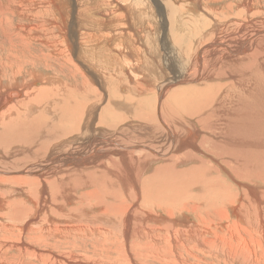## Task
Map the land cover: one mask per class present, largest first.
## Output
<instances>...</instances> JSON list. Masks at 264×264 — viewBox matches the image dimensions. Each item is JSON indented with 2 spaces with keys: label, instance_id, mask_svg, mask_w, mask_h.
Masks as SVG:
<instances>
[{
  "label": "bare ground",
  "instance_id": "1",
  "mask_svg": "<svg viewBox=\"0 0 264 264\" xmlns=\"http://www.w3.org/2000/svg\"><path fill=\"white\" fill-rule=\"evenodd\" d=\"M69 1L44 2L50 5L48 12L55 14L52 21V13L46 19L60 32V43L50 44L55 40L52 33L51 38L45 37L50 42L43 40L35 23L29 24L35 29L22 28L34 41L42 40L41 48H49L51 58L52 54L58 56L53 57L56 61L50 63L49 55H39L40 65L32 64L29 75H22V61L10 66L9 76L3 75L8 77L0 76V264H108L77 251L85 247L84 237L87 244L94 243L86 232L112 233L108 222L115 217L113 205L127 198L140 203L123 206L117 216L122 220L117 233L124 243L141 236L139 231L147 224H154L151 234L159 229L164 218L156 209L163 205L168 209L167 219L180 216L183 222H179L189 226L187 221L192 219L182 209L201 202L200 222L206 220L209 225H202L203 235L215 239L207 238V243L195 227L176 230L184 241L182 253L189 250L193 255L187 262L182 259V264L204 260L208 264H264V0L153 1L161 33H165L162 42L167 39L156 43L162 46L164 63L170 68L167 73L172 74L157 86L149 81L151 77L144 82L145 77L140 78L134 65L139 60H133V53L139 51L121 46L117 40L113 45L101 32L97 40L103 43L97 41L94 55L105 52L112 58L109 75L118 71L121 75L117 77L120 93L112 94L104 91L110 85L108 75L94 70L90 62L74 59L75 55L81 58L86 48L75 44L76 30L68 31ZM109 1L111 6L103 7L106 14L99 16L100 27L87 11L94 2L85 1L87 9L80 2L77 15L90 14L92 25L108 34H114L117 27L131 44L127 37L134 39L141 29L138 32V22L131 15L130 0H120L122 4ZM17 5L20 11L23 6ZM147 8L151 10V6ZM37 16L41 14L37 12ZM84 17L79 18L85 23ZM122 54L125 62L115 69ZM63 78L73 83L66 84ZM126 79L136 83L127 88ZM153 87L156 91L150 94ZM80 94L86 97L84 101L78 99ZM149 170L152 174L145 175ZM81 189L93 194V226L83 220L78 208L68 210L72 223L60 212L62 205H73L72 198ZM223 216L249 225L259 240L235 221L225 228L219 226ZM225 229L232 240L240 239L241 234L250 236L248 241L261 249L259 254L250 256L243 251L247 256L239 255L240 248L233 250L216 237ZM151 234L143 237L153 243L149 253L158 244ZM202 243L210 245L203 258L194 255L203 250ZM134 249L144 252L139 243ZM169 257L172 259V253ZM164 258L168 257L159 261L165 262Z\"/></svg>",
  "mask_w": 264,
  "mask_h": 264
},
{
  "label": "rangeland",
  "instance_id": "2",
  "mask_svg": "<svg viewBox=\"0 0 264 264\" xmlns=\"http://www.w3.org/2000/svg\"><path fill=\"white\" fill-rule=\"evenodd\" d=\"M39 1L40 0H36V1L35 0H0V76H3L4 74L8 75V73H10V71H11L10 66L14 65V67H16V66H18L17 63H20L22 61H23V63H25V66L23 67L24 73H22V75L23 74L29 75L28 73L30 72L31 69H33L32 64H39V63H37V61L40 59V57L42 55H45V56L49 55V57L51 58V56H50L51 53L49 51V48L44 47V49L46 48L45 50L43 48H41V46L43 47V45L41 43L42 40L34 41L28 34H26L23 31V29H22L23 27L27 26V27L33 29L34 27H32V25L35 26V24H36L37 27L40 26L39 29H37V30L41 31V32L40 31L38 32L39 33L38 35H40V33H41V35H42L41 38L43 40H45V37L51 38L53 36L52 38L55 40H53L54 42H52L50 44L55 43V41L59 42V43L61 42V34H58L60 32H58V30L56 28H53L52 26H50V23L48 22L49 18H47V17H50V15L52 13V16L50 17V21H52L53 19H55V18H52L53 16L55 17V14H53L52 10H50V13L48 12L47 8H49L50 5L44 4V2H46V0H44V1L41 0L40 1L41 4ZM64 1L65 0H63V2ZM83 1L84 2H82V0H79L77 2V0H75V1L70 0L69 2L72 4V6L68 2V6L70 5V7H69L70 10H72V12L69 11L71 25L67 26L68 31L70 32L71 30H76L75 31L76 37L74 40L75 44L78 43L80 45L81 49L83 47V50L86 48V50H84V52L82 53L83 55L81 58H79L78 56L75 55L74 59H76V57H77V59H79L80 62L81 61L82 62L87 61V63L90 62L89 64L94 66V67L92 66L94 70L100 71L103 74L108 75L107 79H110L111 81H109L110 85L109 84L106 85L107 88L104 89L105 92H108V90H109L108 93H111V94L113 92L115 93L116 91H117V93H120V92H118V91H120V89H117V87L119 85V82H118L119 78H117V77H120L121 75L118 74L119 71L117 73H112L111 75H109L110 74L109 68L113 67L112 66V58H109L105 52L98 53L97 57H96V55H94V53L98 51V50L96 51L95 45L97 44V41H98L97 40V38L99 37L98 34L101 35V32H102V35H108V37H109L108 42L113 40L112 41L113 45H114L115 40H117V42H120L121 46L126 45L127 47H129V49L134 48L136 52L139 51L138 55L136 54L137 56L135 55V53H133V60H135V61L139 60V63L138 64L134 63V65L137 67V69L139 71L140 78H142V76L145 77L143 82L148 81L149 77H151L149 81L151 83H153V85L155 84L157 86V85H159V83L161 81L165 80L167 76L169 77V75H172L170 73H167V70H170V68H168L164 63V57L162 55L163 50L161 49L162 46H161V44L156 43V41L162 42V37H164L165 33H164V35L161 33V29H160L161 28V26H160L161 20L158 18V14H156V12H155L156 9H155V5L153 3V1H155V0H144V2H143V0H130L131 5L133 6L132 7L133 10L131 9V15L133 17V20L135 19V21L137 20L136 23L138 22V25H137V28H139L138 32L141 29L139 34H137L134 39H133V36L127 37V38L131 39V41H132L131 44H128L125 37L123 38V36L120 35L121 33L118 31L117 27H114V29L116 28L115 30H117L114 34H111V33L108 34L107 31L104 32L103 29H102V31L100 30V28H99L100 26L97 24V23H99V20H101V17H99V16H101L100 14H102V13L104 15L106 14V13H104V11H107L106 9H108L107 4H109V6H111V3L109 0H106V1L101 0L102 3L105 2V3H103L104 6L102 3H100V0H92V1L88 0L89 2H87V0H83ZM85 1L88 4H90L91 2H94V3H92L93 5L91 4V6L88 7V9H90V10H87V11L89 13H91V17L93 16L92 17L93 21L92 20L91 21L93 23H95V25L99 26L98 28H95L97 26L92 25V22L90 21L91 17H90V14L88 12L87 13L89 14L90 19H89L88 15L84 14V13L83 14L86 15L85 17L83 14H81V16L77 15L78 14V8L77 7L80 6L79 3L80 2L83 3L80 6V7H82V6L87 4V3L85 4ZM96 1H99V3L97 2L98 3L97 7H96V4H97ZM116 1H118L121 4L123 3V1H120V0H116ZM146 1H148L147 3H149V5H147ZM231 1L229 0L228 2H231ZM234 1H238V0H234ZM25 2H26V4H24ZM17 4H19V6H23L20 11L17 8L18 7ZM33 4L35 5V7H33L34 6ZM36 4H38V5L40 4L42 8H38V7H40V5L36 6ZM100 4H102V5H100ZM144 4L147 5L145 8L146 9L145 11H144V7H145ZM25 5H26V7H25ZM27 5H29L30 9H29V7L27 8ZM93 6H95V7H93ZM150 6H151L150 9L151 10L154 9V10L147 11V9H149L147 7H150ZM86 7L87 6H84L83 8H86ZM103 7H105V8L107 7V8L105 9ZM94 8H96V10H99L98 11L99 14L97 13V11H95ZM92 9H94V10H92ZM100 9L102 10V12H100ZM91 10H92V12H91ZM142 10H143V12H142ZM33 11L39 12V14H41V16L44 17V19L46 21L43 20V23H42L41 19H40L42 17L41 16L38 17L37 12H34V14H33ZM93 11H94V13H93ZM95 12H96V14H98V16L95 14ZM46 13H48V14H46ZM138 14H140V15H138ZM43 15H45V16H43ZM75 16H76V18H75ZM95 16H96V18H100V19L97 20L96 18H94ZM149 16H152L153 18H151ZM79 17H81V18L84 17L86 20L88 19L89 21L87 20V23H86V20H85V23H84V21H83L84 19L82 18L83 19L82 20ZM86 17H88V18H86ZM46 18L48 19V21ZM109 18L111 19L112 17H109ZM29 19H31L32 21L31 20L28 21ZM76 19H79V20H76ZM80 20H82V21H80ZM30 22H32L31 23L32 25H29ZM88 22H90V23L88 24ZM33 23H35V24H33ZM44 23L46 25L47 24L48 25L47 26L45 25L44 27H42V25ZM112 23H113L112 24L113 26L116 25V22H112ZM142 23L143 24L145 23L144 28L149 26L146 28L147 31H145L146 29L144 30ZM87 24L90 25L91 28L93 27L94 29L92 28V30H90L91 28ZM110 26H111V24H110ZM110 26L107 25V27H110ZM47 28L48 29L51 28V29L48 30ZM43 29L46 31H43ZM148 29H150V30H148ZM50 30L54 31V32H51ZM142 30H143V32H142ZM95 31H97V32L94 33ZM42 32L44 35L42 34ZM49 32H50V34H49ZM45 33H47L49 35H46ZM51 33H52V36H51ZM85 35H89L90 38L88 39ZM95 35H97L96 38H95ZM115 35H117L119 37V38L117 37L119 40L116 38ZM93 36L96 40L95 41L96 43L92 40V39H94ZM84 37H86V38H84ZM121 37H122V39H121ZM141 38H142V40H141ZM46 39H48V40H45V41H49V42L52 40L49 38H46ZM37 42H39L40 44ZM98 42L103 43L100 41H98ZM163 42H167V39L164 38ZM62 44H63V41H62L61 45ZM88 44H90L92 47L89 48L90 45H88ZM87 48H89V49L87 50ZM43 52H44V54H43ZM47 52H48V54H46ZM160 52H161V55H160ZM35 55H36V58H35ZM39 55H40V57H39ZM157 55L159 56V58ZM31 56H33V57H31ZM54 56H56V55L52 54V58H51L50 63L52 61H56V57H58V56H56L55 59H53ZM83 56H85V57H83ZM121 56H122V60H119L121 62V64L118 66H114L115 69L120 68L125 62L124 61V55L122 54ZM120 58L121 57H119V59ZM32 59H33V61H32ZM110 60H111V62H110ZM141 60H143V61H141ZM47 61H49V60H47ZM92 61L93 62L95 61V62L92 64ZM140 61L143 63H141ZM147 63H148V66H147ZM27 65H28V67H27ZM145 65L147 66V68L149 67V65L150 66L152 65L153 67L152 66L151 67L153 69H151V67H149L147 69ZM99 67H100V69H99ZM105 67H107V68L109 67L108 71H103V68H105ZM96 68H98V69H96ZM145 68L148 71L145 70ZM40 69H42V68H40ZM28 70H29V72H28ZM149 70L150 71L154 70V71L150 72ZM25 72H27V73H25ZM106 72H108V73H106ZM146 73L149 75H147ZM163 73H164V75L165 74L166 75L164 76ZM7 75H5V76L8 77L9 75L8 76ZM5 76H3V77H5ZM25 77H23L22 79H19V80L20 81L24 80ZM63 80L65 81V83L67 82L64 78H63ZM152 80H154V81H152ZM69 82H67L66 84L73 83V80H70ZM126 82L127 83H124V85L127 88L132 87L133 83L134 84L136 83L135 81H132L133 82L132 83L128 80ZM143 82L141 83L142 85H144ZM4 84H5V82H4ZM125 86H123L122 88L121 87H119V88H121L124 91ZM113 89H114V91H112ZM155 91H156V89H155V87H153L152 93L150 91V94H153V92L155 93ZM98 93H100L99 90H98ZM72 95H75V94H73V92H72ZM85 98L86 97L84 95H81V94L78 95V99H80L81 101H84ZM128 114H132V113L128 112ZM134 124L135 125H133V127H135V126L137 127V123L134 122ZM139 125L144 128V130H143L144 132L149 134L150 130L145 131L146 126L145 125L143 126V123H139ZM151 172H153V171L149 170L147 173H145V175H148V174L151 175L152 174ZM139 178H141V177H139ZM131 192L132 191H130L129 193L131 194ZM147 192H149V191H147ZM194 192H196V191L192 190V193H194ZM129 193H127V194H129ZM150 193H152V192H150ZM76 194H77V198H74V197L72 198L73 205L66 204L65 206L62 205V207H60V212H61L62 216L67 219L68 223H72V221H74V220H73V217H70L69 215H67V213L70 214V211H68V210H70L71 208H78L81 211V212L79 211L78 214H80V216L83 217V220L85 222H88V224H91L93 226L94 223L91 220L93 217L92 212H94V209L92 208L93 204H94L93 194L88 189L77 190ZM130 194H129V196H130ZM154 201L156 204L157 198H155ZM197 201L200 202L199 200H197ZM88 202L91 204V206H87ZM134 203L139 204L140 201H137L136 199L132 200L130 198H127L126 200H124L118 204L113 205L112 211L114 212L115 217H114V219L109 220V222H108L113 229L112 233L109 234L108 235L109 237H108L106 234H103V233L86 232L90 236V238H92L94 240V243L92 245L87 244V240L83 236L84 242H85V247H83L81 249L79 248L77 253L81 252L82 255H89L90 254L92 257L96 258L98 261L101 260V261L108 263V264H168L166 261H171L172 264H182V262H181L182 259L184 262H187L188 258L192 257L193 255H191L190 251L187 250V248H186V250L188 252H186L185 254L182 253L181 249H182V246L184 244V241L182 240L180 234L176 230L180 229V227H182V226H184V228H189V229L195 227V228H198L200 230V233H202V238L204 239V241H207V243L209 242L208 239H210V240L215 239V237H213L212 235H210V236L203 235L202 225H206V226H209V225L206 223L207 222L206 220H205V222H200L201 213H202V210L204 209L203 204L200 202V206H198V205L188 206V204H186V208L182 209V211H184L185 213H189V214H185L186 217L190 220L192 219L191 222L187 221V222L191 223L189 226H187V223H185V222L184 223L179 222V220H181L180 216L174 217V220L167 219L168 209H167V207H165L163 205L162 207H160V209H156L157 214H159L160 216H162L164 218V220H166V221L163 220L162 222H160L158 224L159 229H156L151 234V231L154 228V224H147L144 229L139 231V235H141V236H132L127 240L126 243H124V241L119 237V234L117 233V229L120 226V223L122 222V220L118 219L117 216H118V214H120L122 212L123 206H130ZM159 203L162 204L161 200L159 201ZM64 204H65V202H64ZM162 208H166V209H162ZM169 210L171 212L174 211L171 208H169ZM224 214L227 215L226 213H224ZM211 215H213V214L211 213ZM167 220L171 221L172 224H170L169 221L167 222ZM232 221H235L237 224H240L243 227H245L247 232H249V234L255 240H259L256 230L252 229L247 224H244L242 222L236 221V220L231 219V218H227L226 216H223L221 218L219 226L225 228V225L230 224ZM214 223L218 224L217 221H215ZM168 224H170V225H168ZM211 225L213 226L214 224L212 223ZM85 228H87V227H85ZM82 229H83V227H82ZM82 229H77L80 232V234H82ZM173 230H175V231H173ZM78 231H76L77 234L79 233ZM219 233L220 234L216 235V237L218 239H220L221 241L226 242L231 249H233V250H235L236 248L241 249V252L239 255L247 256L244 253L242 254L243 251H247L246 253L250 256L255 254V253L259 254V251H261L260 248L256 247L257 245L251 244L248 241L250 236H248L247 234H241L240 239L232 240V237L229 235V232L227 229H225L223 232L220 231ZM150 234H151L153 239L157 240L158 244L155 248L151 249L150 253H149L148 248L150 246H152L153 243L147 239H144L143 237L150 235ZM168 241H170L172 244L169 243ZM136 243H139L144 248L143 254L137 252L134 249V246ZM50 247L53 248L52 245H50ZM70 247H73V246H70ZM186 247H187V244H186ZM209 248H210V245L203 244V250L196 252L194 255L200 256L201 258H203L205 252ZM64 251H65V249H64ZM64 251H62V252H64ZM225 252L229 253V249H227ZM171 253H172V259L169 257V255ZM175 253L180 256L179 259H177ZM160 257H168V258H164L165 262H161V261H159ZM251 258L252 257H250V260H251ZM133 261H135V262H133ZM208 263H209V260H204L201 262V264H208Z\"/></svg>",
  "mask_w": 264,
  "mask_h": 264
},
{
  "label": "crops",
  "instance_id": "3",
  "mask_svg": "<svg viewBox=\"0 0 264 264\" xmlns=\"http://www.w3.org/2000/svg\"><path fill=\"white\" fill-rule=\"evenodd\" d=\"M20 94V93H19Z\"/></svg>",
  "mask_w": 264,
  "mask_h": 264
}]
</instances>
